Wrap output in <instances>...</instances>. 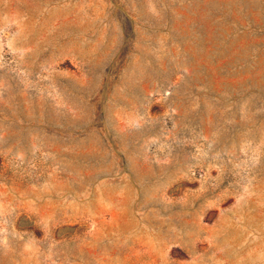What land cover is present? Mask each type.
Segmentation results:
<instances>
[{"label": "rangeland", "instance_id": "obj_1", "mask_svg": "<svg viewBox=\"0 0 264 264\" xmlns=\"http://www.w3.org/2000/svg\"><path fill=\"white\" fill-rule=\"evenodd\" d=\"M0 264H264V0H0Z\"/></svg>", "mask_w": 264, "mask_h": 264}]
</instances>
